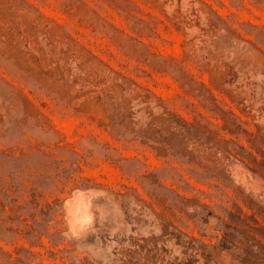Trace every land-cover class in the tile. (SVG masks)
<instances>
[{"label":"rangeland","instance_id":"obj_1","mask_svg":"<svg viewBox=\"0 0 264 264\" xmlns=\"http://www.w3.org/2000/svg\"><path fill=\"white\" fill-rule=\"evenodd\" d=\"M0 264H264V0H0Z\"/></svg>","mask_w":264,"mask_h":264}]
</instances>
